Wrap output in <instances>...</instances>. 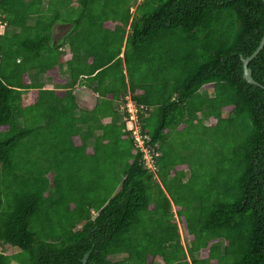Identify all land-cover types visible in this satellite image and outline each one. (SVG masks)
Here are the masks:
<instances>
[{
	"label": "trees",
	"instance_id": "obj_1",
	"mask_svg": "<svg viewBox=\"0 0 264 264\" xmlns=\"http://www.w3.org/2000/svg\"><path fill=\"white\" fill-rule=\"evenodd\" d=\"M0 25V244L15 249L0 264H81L85 254V264H264V89L243 80L240 60L262 37L264 0H0ZM56 25L67 27L52 45ZM100 38L105 56L87 50ZM68 53L70 85L108 78L93 88L103 96L95 111L106 106L111 122L97 125L91 155L70 88L27 81ZM247 68L264 87V44ZM28 89L35 102L25 106ZM125 95L152 108L141 131L161 153L156 179L110 105ZM171 135L187 139L185 156L163 148ZM38 149L43 162L28 166L23 152ZM174 166L188 168L195 189Z\"/></svg>",
	"mask_w": 264,
	"mask_h": 264
},
{
	"label": "crops",
	"instance_id": "obj_2",
	"mask_svg": "<svg viewBox=\"0 0 264 264\" xmlns=\"http://www.w3.org/2000/svg\"><path fill=\"white\" fill-rule=\"evenodd\" d=\"M137 1H139V0H137ZM45 3L46 2L44 1L42 4V9L45 7ZM136 3L137 2H135L134 4L131 5L130 10H129L130 13L133 12ZM32 22H33V18H30L29 24ZM114 24L115 23H112L109 27H107L108 30L113 31L114 30ZM115 26H118V25L115 24ZM2 27L4 28V26H2ZM66 27H67L66 25H56L53 28L52 45H56L58 43V41H60L63 38V35L65 34V31H66ZM3 30H2V32H3ZM124 39H125V36L122 40V45H121L120 52L118 55V58H121V59L123 57L122 52H123V46H124ZM66 47H67V45L61 46L59 48V52L61 51L64 53L65 50L67 49ZM87 50H89L91 54H92V52H98L100 55L104 54V56H105L106 44H105L104 39H101V38L95 39L94 41L91 42L90 47ZM79 53L81 54L82 52H79ZM77 54H76V56H77ZM80 57H85V52L82 53ZM73 59H74V57H73ZM71 61H72V57H71L70 53H68V55H62V57L59 59L60 68H59V64H58L55 67L53 66V68L50 71L45 72V73H38V72L36 73L35 71H32L31 77L27 76V78H28L27 81L30 83H33L35 86H38L40 90H43V89L60 90L62 88H66V87L70 88L71 95L73 96V101L76 105V109H74L72 116L74 118H78V120L74 121L73 126L76 129H80L81 133L86 132L89 128L92 129L91 136L86 140V142L84 144V149H85L86 155H91L93 147H94V137L99 136L101 134V130H100V128H97L98 127L97 125L99 123H101V125L104 126V125L111 122L110 121L111 116H107L108 114L106 112V110H107L106 106L103 108L101 107L99 112L95 111L96 108L100 104L102 105V100H103L102 97L103 96L99 95V93H97V92H94L93 88L99 87L101 91L104 90L107 87L108 78H106L104 81H98V80L88 81L86 76H79L75 80V83L73 85H70L71 78H70V75L67 71L66 64L68 62H71ZM85 63L87 66L91 65L92 58L90 56H88V57L86 56ZM100 70H101V68H100ZM77 90H80L81 92L76 94L75 91H77ZM200 90L198 91V93H201ZM203 90H204V88H203ZM33 91H36V90H29L28 89V90H25L22 92L21 100L25 106H30L35 102V97L32 96ZM103 92H105V91H103ZM208 94L211 95L210 93H208ZM125 96H128V95H125ZM125 96H123V98ZM122 99L120 100L118 98V99H112L110 101V105H111L112 109H114L116 112V117L118 119L117 123H119V124L122 122L121 121L122 116L117 111V106H118L119 102L122 101ZM142 105L147 106L148 110L149 109L152 110V108L149 105H146V104H142ZM92 118H96L98 121L93 122L92 120H89ZM81 119H84V120L88 119V121L85 123H82ZM17 123L23 127V120L22 119L17 120ZM36 124L37 125L39 124V120L36 122ZM73 145L76 146L75 149L77 151L80 147V141L78 139H75ZM81 146L83 148V145H81ZM26 151H27V149L24 150V152H26ZM24 152H23V159H24V161H26L28 166H32L34 161H39L41 163L43 162V157H40V154H39L40 150L39 149L37 150V155H35V156H34V154H30V152H29V154L25 155ZM160 154L161 153H159V155ZM89 157H91V156H89ZM157 170H158V168H157ZM48 175H50L52 177L51 172L46 174V178ZM171 178H172V174L166 177L167 180H170ZM185 179H186L185 174L184 175L182 174L181 182H184ZM49 180L51 182V178H49L48 181ZM171 210L173 212V209H171ZM176 223H177V221H176ZM177 225H178L181 244L183 245V247H185L183 237L181 235V229H180L179 222L177 223ZM187 243H188V240H187ZM214 246L218 247L219 255H221L222 248H223V240L222 239L218 240ZM198 256H199L198 253L194 254L195 258H198ZM117 257H119V258H117ZM123 257H124V254H119V255L110 257V259L120 260Z\"/></svg>",
	"mask_w": 264,
	"mask_h": 264
},
{
	"label": "built area",
	"instance_id": "obj_3",
	"mask_svg": "<svg viewBox=\"0 0 264 264\" xmlns=\"http://www.w3.org/2000/svg\"><path fill=\"white\" fill-rule=\"evenodd\" d=\"M117 111L121 114V121L133 141L134 149L141 154L144 169L155 175V160L159 156L154 148L148 146V136L142 133L144 119L148 115V107L136 104L125 96L117 106ZM156 146V145H155Z\"/></svg>",
	"mask_w": 264,
	"mask_h": 264
},
{
	"label": "rangeland",
	"instance_id": "obj_4",
	"mask_svg": "<svg viewBox=\"0 0 264 264\" xmlns=\"http://www.w3.org/2000/svg\"><path fill=\"white\" fill-rule=\"evenodd\" d=\"M4 28L2 27V25H0V33L2 32V30H3ZM201 93L202 92H207V93H210L211 94V89L210 90H203V88H201ZM24 97V96H23ZM222 115L223 116H226V113L225 112H223L222 113ZM208 123L209 122H207V121H205L204 122V125H208ZM176 137H174V135H171L168 139H167V141L165 142V144H164V149L166 150V151H176V152H180V156H185V154H187V152L186 151H182L183 150V148L185 147V143H184V141L185 140H187V139H183V137H182V140H181V142H179V141H176ZM188 150V149H187ZM189 151L190 150H188V153H189ZM166 158H168V157H166ZM163 161H166L165 159L163 160ZM174 169H176L178 172V175L179 174H185V176H186V179H185V181L184 182H180V183H182V185H184L185 186V188H192V189H195L196 188V184L194 183V181H195V179H191V181H192V183H190V185L189 184H187V182H188V178H189V173H188V171H187V169L188 168H179L178 166H174ZM153 177H154V179H156V175H153ZM47 178L49 179V178H51V176L50 175H48L47 176ZM157 181H159V180H157ZM49 182H50V180H49ZM158 183H160V182H158ZM159 185H161V184H159ZM169 186H170V188H176V186H177V180H174V181H172V182H170L169 183ZM168 197V196H167ZM169 201H170V199H169ZM178 204L179 205H182L183 204V202L181 201V200H179L178 201ZM170 205H171V209H173V215H174V217H175V219H176V221H177V223L179 222V220H180V218L176 215V213H175V210H174V205L172 204V202L170 201ZM184 208H185V206H184ZM150 209V208H149ZM182 213L186 216V217H188V211H185V210H183L182 211ZM93 215H94V213H93ZM183 217V216H182ZM180 229H181V227H180ZM181 235H182V237H183V241H184V246H185V248H187L188 247V243H187V240H186V236H185V234H184V232H183V230L181 229ZM183 243V242H182ZM0 252H2V253H5V254H10V253H13V252H15V249L14 248H10L8 245H3V244H0ZM117 258H119V257H117ZM155 263H161V261L159 260V259H156L155 260Z\"/></svg>",
	"mask_w": 264,
	"mask_h": 264
},
{
	"label": "water",
	"instance_id": "obj_5",
	"mask_svg": "<svg viewBox=\"0 0 264 264\" xmlns=\"http://www.w3.org/2000/svg\"><path fill=\"white\" fill-rule=\"evenodd\" d=\"M263 44H264V31H263L262 37L260 39V42H259L257 48L252 52V54L249 55L246 58H240L241 63H242V78H243V80L246 81L249 84H252V85H255V86H259L262 89H264V87L259 85L257 82H255L252 79L251 72H250V69L247 68V64L258 53V51L262 48ZM79 92H81V91L80 90L75 91L76 94L79 93ZM86 258H87V254H85L83 256V258L81 260V264H85Z\"/></svg>",
	"mask_w": 264,
	"mask_h": 264
}]
</instances>
